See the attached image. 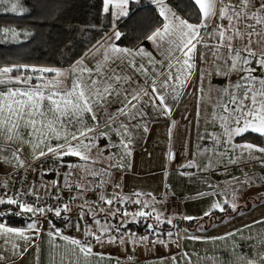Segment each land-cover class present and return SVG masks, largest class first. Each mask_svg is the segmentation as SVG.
Returning <instances> with one entry per match:
<instances>
[{"label": "snow or ice", "instance_id": "snow-or-ice-1", "mask_svg": "<svg viewBox=\"0 0 264 264\" xmlns=\"http://www.w3.org/2000/svg\"><path fill=\"white\" fill-rule=\"evenodd\" d=\"M140 2L141 0H103V12L108 14L111 10L114 20H118L129 15L131 3ZM189 2L196 12V22H189L169 6L166 0H150L158 9L160 22L145 39L155 44V53L144 47L133 50L121 48L114 42L109 44V41L119 40L122 36L119 30L113 29L112 35L106 36L92 46L95 49L93 55L98 53L100 59L90 65L78 60L64 70L28 65L0 68V163L11 166L18 174L15 182L17 187L12 194L6 190V184L0 181L2 193L0 206L5 204L14 206L7 210L0 209V264H16L15 258L33 247L35 239L43 231L42 221L38 217H46L51 213L64 220L65 227L71 224L70 217L62 213L71 212L72 202L77 199L81 200L77 212L79 220L83 221L84 217L88 216L96 225V229L93 231L87 221L83 225L76 223L73 226L81 236L69 237L63 235L62 230L49 220L48 264H104L108 259L105 253L93 251L97 244L123 245L127 241L135 247L138 243L150 242L155 245L159 242L167 247L165 240H150V235H158V229L164 223L159 213L155 216V224L146 223L144 236L137 239L136 233L127 235L128 223H140L152 218V212L142 210L150 207V202L140 198L142 195H151L150 193L134 192L125 196L118 191L106 194L100 189L109 181L115 189L121 187L119 182L111 179L112 173L108 169H123L125 160L132 153L136 135L147 133L149 130L144 123L146 117L152 114L156 117H170L176 104L187 94L190 87L195 88L193 94L197 100L196 117L199 119L200 105L204 100L206 68L220 74L223 65L228 73H236L237 78L213 104L209 122L213 126L218 123L220 131L217 134L201 135L200 140L211 142V147L201 150L216 157L217 166L226 159L227 164L223 165V170H227L228 165L239 166L242 161L247 162L249 159L264 166V147L250 142L234 143L237 136H243L248 132L264 138V48L258 52L252 47L253 44L264 45V0H189ZM0 11L19 15L26 10L20 6V0H0ZM9 33L16 35L10 27L2 30L3 36ZM238 40L243 43L237 46L235 42ZM102 48L104 51H101ZM138 55H143L147 59V65L135 62L134 57ZM197 58L200 60V70L193 85L192 78L196 76L198 70ZM13 71L17 75L12 76ZM63 77H67V81ZM208 83L211 84V79ZM109 105L115 107L110 109ZM101 116L102 122L99 119ZM171 125L175 126L174 120ZM171 131L170 127V139ZM110 133H115L119 137L118 143L112 140ZM101 139L104 140L103 145L99 143ZM197 148H200L199 144ZM93 149L101 154L107 151L109 155L105 159L115 162L109 163L108 168H95L96 161L91 157ZM112 149H118V152L113 153ZM253 152L261 155L254 156ZM44 157H50L46 161L50 164L48 169H44L42 165L37 168L31 167L32 161ZM171 158L170 152L169 159ZM60 167L80 168L84 173L82 179L85 183L72 182L71 173L65 172L63 184L59 185L60 190L66 187L70 191L75 190L77 195L70 197L69 202L56 206L45 205L39 190L31 184L24 187L26 182L19 174L21 168L25 172L39 171L40 175H44L55 172ZM179 167L193 170L180 172V175L191 178L196 175L195 169L203 172L213 169L214 165L210 157L209 163L203 167L195 159H189ZM243 175V180L241 177L233 176L232 182L226 184L224 189L204 178L203 182L212 188L213 192H199L198 195L226 194L233 182L255 183V179L249 177L247 173ZM93 182L94 186H91ZM52 184L54 187L58 186L56 180H53ZM89 191L98 193L97 200L90 202L82 199ZM235 192L236 189H233V195ZM25 197L34 199L29 202L24 199ZM52 199L59 201L61 199L59 192L53 195ZM124 204H136L139 210L129 213L126 209L118 207L105 212L102 207L107 205L113 208L114 205ZM224 204L233 212L237 211L235 203L229 204L225 200ZM98 207L105 217L104 223L97 217ZM211 207L226 211L220 203H214ZM15 208L19 211H15ZM26 214H31L28 217L31 222L24 227L11 226L3 220L5 216L23 217ZM211 214L204 213L205 216ZM109 218L119 222L112 224ZM184 219L194 218L185 216ZM166 222L173 224L170 218ZM255 223L264 224V220ZM163 234L173 236L171 230ZM231 235L234 234L230 233L229 236ZM57 238L64 243H57ZM187 238L193 241L202 240L198 236ZM258 239L264 243V234ZM177 246L179 247V244ZM192 255L181 252L179 261L175 255L169 259L172 264H200V261L209 260L212 264L240 262L258 264V261H264V248L258 252V259L246 258L239 253L234 254L235 259L226 260H221L216 255L196 254L197 260L194 262ZM33 264H39L35 255Z\"/></svg>", "mask_w": 264, "mask_h": 264}, {"label": "crops", "instance_id": "crops-1", "mask_svg": "<svg viewBox=\"0 0 264 264\" xmlns=\"http://www.w3.org/2000/svg\"><path fill=\"white\" fill-rule=\"evenodd\" d=\"M168 3V0H166ZM169 4V3H168ZM146 6H152L154 10L158 14V9L155 8L154 5L150 3V0H141L139 4L131 3L129 5V15L131 14L133 9L144 8ZM170 6V5H169ZM172 7V6H171ZM173 8V7H172ZM177 11L175 8H173ZM178 12V11H177ZM179 13V12H178ZM107 18H111L114 22L113 29L118 28V23L124 20L126 17H122L118 20H114L111 15V10L108 14H105ZM128 15V16H129ZM127 16V17H128ZM190 22V21H189ZM226 23V21H225ZM113 29L106 35H112ZM120 31V30H119ZM16 32V31H14ZM16 35L12 37H17L18 39L22 35L21 32L15 33ZM105 36V37H106ZM104 37V38H105ZM120 40V39H119ZM119 40L109 41V44L115 43L117 46L121 48L127 49H137L139 47H144L146 50L153 51L155 53L156 46L155 44L149 42L144 39L138 46L135 48H128L119 43ZM101 41V40H100ZM215 42V41H211ZM236 45H240L243 43L242 41H236ZM107 45H105V48ZM199 47V45H198ZM253 48H256L258 52L264 48V45L258 46L257 44L252 45ZM101 51H104L102 48ZM95 52L94 48H91L82 58L79 60H83L85 65L92 64L95 60L100 59L99 54L97 53L95 56L93 55ZM135 62L143 63L147 65L148 61L143 55H138L134 57ZM78 61V60H77ZM119 63V61H117ZM15 68L16 66H5ZM3 68V67H0ZM50 68H59V69H68L69 67H50ZM222 71L220 74H217L214 70L205 69L204 76V100L200 105V117L197 119V100L195 95L194 87H190L187 94H185L181 100L176 104L175 110L172 115L168 118L156 117L154 114L148 115L144 123L148 126L147 133H139L136 135L134 147L132 153L125 160V167L123 169H115L109 168V172L112 173V180L119 182L121 187L119 189H115L111 181L100 189V191L111 194L114 191H118L123 195H131L134 192H140L144 194L151 195H142L140 198L145 202H150V207L152 209V219L147 221H142L144 224L152 223L151 220L155 221V216L159 213L164 214L163 211L159 207V199H163L167 202H178L182 206V214L179 216H175L173 219V224H169V226L165 227L163 231L160 228H163L162 223L159 232H167L171 230L173 232V236L168 237L162 233H159L156 236V239H152L150 236V240H165L168 244L167 247H164L162 244L157 242L153 245L150 242L146 243H138L135 247H133L130 243L126 241L125 244L121 245L119 243H105L104 245L97 244L93 249L94 252L100 251L105 253L108 257L104 261V264H172L169 257L175 255L177 256V260H180L179 253L188 252L192 253V260L195 262L197 260V255L199 256H213L216 255L221 258V260L226 259H235V253H239L240 255L245 256L246 258L258 259V252L260 249L264 248V243H261L258 237L261 234H264V224L255 223L256 221L264 220V217H257L255 219H242L236 218V215H227L222 216L226 211H215L211 212L212 214L208 217L201 219L200 216L194 213L195 211H201L207 208L209 203H206L205 196L198 195L199 192H205L207 190H212L209 188L207 184L203 182L205 176H200L199 180L195 181L192 176L189 178L188 176L180 175L181 171H193L189 169H181L179 165L187 163L189 159H195L198 164L202 165L206 161L209 160V153L202 151L201 149L205 147H211L208 142L200 140L199 137L201 135H206L208 133L217 134L220 131L219 124L213 126L210 123V115L209 113L212 111V106L217 102V99L222 95L224 90L228 88L233 81L236 80V73H228L226 67L221 65ZM197 73L196 76H193V85H195V81L199 76L200 70V60L197 58ZM12 76H15V71L11 73ZM51 75V74H45ZM67 81V77H63ZM209 79H211V84L208 83ZM35 83V81H33ZM115 105H109V108H114ZM150 111V110H149ZM101 122L103 121V116L99 117ZM175 121V126L172 127L171 122ZM172 128L171 131V139L169 138V129ZM112 140L114 142H119V137L115 135V133H110ZM237 136L234 140V143H237ZM100 145L104 144V140L101 139L99 141ZM200 145V148H197V145ZM264 147V146H262ZM113 153L118 152V149H112ZM171 152L172 158L169 159V153ZM195 153V155H193ZM109 153L107 151L101 154L96 149H93L91 152V157L96 161L94 167L97 169L108 168L109 163H114V160L105 159L108 157ZM50 157H44L40 160H35L32 162H40ZM72 159L74 158H66ZM82 163V162H79ZM14 169L11 166L4 165L0 163V176L9 174L13 172ZM196 173L198 169L194 170ZM65 172H70V180L77 184H84L85 180L82 179L84 173L80 168L75 169H67L65 167H60L56 169L55 172H48L47 174L40 175L39 171L31 173V185L39 190L41 197H52L53 195L59 192L62 201L68 202L70 197L77 195L75 190L70 191L68 188H63L60 190L59 185L63 184V178ZM237 176V175H236ZM233 176L228 179H211L207 178L209 182L212 184L219 185V188L222 189L224 185L232 182ZM56 180L58 182V186L54 187L52 181ZM94 183L91 186H94ZM235 182L232 183V185ZM10 188L11 184H7ZM196 195L195 198H192L193 195ZM153 197L155 200H153ZM98 198V193L89 191L85 193L82 199L88 201H95ZM81 204V200L77 199L72 202V210L71 212L62 213V215H67L70 217L72 223L65 227V221L61 218L55 217L53 214L49 213L46 217L40 216L39 220L42 221L43 231L41 235L35 239V243L33 247L30 249L23 251L22 256L16 257V264H33L34 255L38 258L39 264H48V237L47 230L49 229L48 221L51 220L54 223V218L58 220H62V224L55 226L62 230L63 235H67L69 237H77L81 236V233L76 230L73 226L76 223L84 224L85 221L91 226V229L94 231L96 229V225L89 219L88 216L84 217V220H79L77 216L78 206ZM184 204L188 205L189 209L184 208ZM125 205V204H124ZM12 206V205H10ZM192 206V209L190 208ZM14 207V206H12ZM87 208V206H85ZM103 210L105 212L113 211L115 208H121V205H114L113 208H109L107 205H102ZM18 209V208H17ZM145 209V208H144ZM19 210V209H18ZM97 217L101 219V222H105V217L103 213L100 211L98 207L96 209ZM232 213V212H230ZM31 214H26V219L24 223H12L5 219L11 226L15 227H24L27 223L31 222L28 217ZM185 216L193 217L192 220L184 219ZM219 217V219H215ZM214 217V219H212ZM173 218V217H170ZM166 224L167 219L164 220L161 218ZM112 224H116L119 221L115 219L109 218ZM140 223H128L127 225V235L131 233L137 234V239L139 237L144 236L146 234V228L140 229ZM156 221L153 223L155 224ZM251 225L249 228L248 226ZM185 230H187L185 232ZM123 231V230H122ZM232 233L234 235L229 236ZM116 235V233H112ZM188 236H198L201 237V241H193L188 239ZM220 237H226V239H219ZM244 237H254L253 239H244ZM57 243L63 244L64 241L57 238ZM95 243V241H94ZM179 244V247L177 246ZM200 264H212L209 261H200ZM242 264V262H240ZM258 264H264V261H258Z\"/></svg>", "mask_w": 264, "mask_h": 264}, {"label": "trees", "instance_id": "trees-1", "mask_svg": "<svg viewBox=\"0 0 264 264\" xmlns=\"http://www.w3.org/2000/svg\"><path fill=\"white\" fill-rule=\"evenodd\" d=\"M168 3L190 22H196V12L189 0H168ZM20 6L26 10L23 14L0 11V67H70L114 27L113 20L103 12V0H20ZM159 22L152 6L133 9L118 23L122 33L119 43L135 48ZM9 27L15 33H22L19 39L12 37V33L3 36L2 30ZM245 138V141L264 145V138L256 133ZM9 208L14 207L0 206L3 210ZM3 219L24 223L26 215H9ZM54 223L60 225L62 220L54 218ZM145 225L142 222L140 229H145ZM165 225L169 226L164 222L162 226ZM164 229L160 228L161 231Z\"/></svg>", "mask_w": 264, "mask_h": 264}, {"label": "rangeland", "instance_id": "rangeland-1", "mask_svg": "<svg viewBox=\"0 0 264 264\" xmlns=\"http://www.w3.org/2000/svg\"><path fill=\"white\" fill-rule=\"evenodd\" d=\"M251 132L245 133L243 136H239L237 139V144L249 142L245 141L246 136L250 135ZM252 143V142H250ZM208 144L211 146V142L209 141ZM253 145L258 146H264L260 143H252ZM247 155V154H245ZM252 155L254 156H260L261 154L258 152H253ZM212 158V163L214 165L213 169L205 170L203 172L198 169L196 175H194V180H199L200 176H205L206 178L211 179H228L230 176H236L241 177V179H244V173H247L249 177H252L255 179L254 184H243V183H234L235 185H232V187H229L227 189L226 194H214V195H207L205 196L206 203H209L207 205L206 209H203L201 211H195L194 213H198L197 215L200 216L201 219L204 218H210L208 216H205V212H215L218 209H212V204L214 203H220L222 204L225 209L230 210L227 211L228 213H225L222 216L227 215H236V218H242V219H255L257 217H264V166H261L256 161H253L251 159L247 160V162L242 161L239 166L235 165H228L227 170H223V165L227 164V160L225 159L222 164L216 165L217 158L212 156L211 153H209V158ZM209 160L206 161L204 164L201 165L203 167L204 165L208 164ZM225 188L222 187V189ZM233 189H236L235 195H233ZM212 190H207L205 193H212ZM195 194L192 196V198H195ZM227 200L229 204L235 203L237 205V211L233 212L231 208L224 204V201ZM188 205L184 204V208L187 210L189 209L187 207ZM192 209V206L190 207ZM163 211L166 210L165 207H161ZM194 211V209H192ZM215 210V211H214ZM220 210H218L219 212ZM232 212V213H230ZM163 217L164 220L174 219L175 216H169L167 212L165 211L164 214H162L161 218ZM214 219V217H212ZM215 219H219V217L216 216ZM164 228L166 226H163Z\"/></svg>", "mask_w": 264, "mask_h": 264}, {"label": "built area", "instance_id": "built-area-1", "mask_svg": "<svg viewBox=\"0 0 264 264\" xmlns=\"http://www.w3.org/2000/svg\"><path fill=\"white\" fill-rule=\"evenodd\" d=\"M50 158L48 159H45L43 161H40V162H32L31 164V167L32 168H37L39 165H42L44 169H48L50 167V164L46 161H48ZM31 173L32 171H28V172H25L23 168H21L19 170V174L22 175L23 177V180L26 182L24 184V187H27L28 184H31ZM18 179V174L13 171L9 174H6V175H2L0 176V181H3L6 186L7 184H11V187L9 188L7 186V189L6 190H9V194H12L15 192L16 190V180ZM2 194V193H0ZM24 199L28 200L29 202H31L34 198L33 197H25ZM43 202L45 205L47 206H56L58 204H62V203H66V201H62L61 199L58 201V200H54L52 199V197H44L43 198ZM69 202V201H68ZM159 207H165L166 208V212L169 216H179L182 214V206L180 203L178 202H173V203H169L167 201H164L163 199H159ZM122 210L123 209H126L129 213H132L134 211H137L139 210V206L136 205V204H125L123 205L122 207ZM152 209L153 208H145V209H142L143 211L145 212H152ZM153 214V213H152ZM153 218V217H152ZM151 218V219H152ZM159 233H165V232H159ZM152 239H156V236L157 235H150ZM134 264H140V263H134Z\"/></svg>", "mask_w": 264, "mask_h": 264}]
</instances>
